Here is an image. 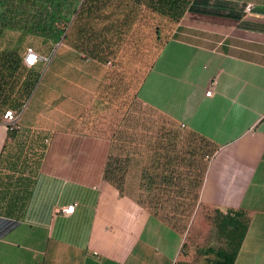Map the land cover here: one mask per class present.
<instances>
[{
  "label": "crops",
  "instance_id": "crops-1",
  "mask_svg": "<svg viewBox=\"0 0 264 264\" xmlns=\"http://www.w3.org/2000/svg\"><path fill=\"white\" fill-rule=\"evenodd\" d=\"M179 25L138 98L171 119L182 145L125 152L123 172L138 155L140 191L170 195L155 202L187 191L200 209L241 213L234 264H264V0H195ZM20 142L0 121V264H213L210 246L186 247L149 198L102 179L104 154L51 145L36 156Z\"/></svg>",
  "mask_w": 264,
  "mask_h": 264
},
{
  "label": "rangeland",
  "instance_id": "rangeland-1",
  "mask_svg": "<svg viewBox=\"0 0 264 264\" xmlns=\"http://www.w3.org/2000/svg\"><path fill=\"white\" fill-rule=\"evenodd\" d=\"M45 2L47 19L60 22L56 25L64 32L58 42L52 37L20 31L0 35V51L15 50L22 56L25 48L31 46L41 55L33 67L39 77L29 97L15 108L0 107L3 123L5 110L15 109L20 116L18 127L7 130V134L21 137L20 150L36 156L51 145L52 150L68 155L85 149L104 154L102 179L123 191L125 188L138 199L140 195L144 200L149 198V205L153 203L155 209L173 219L185 236L186 247H227L225 237L217 229L222 212L200 209L192 192L187 200V191L180 192L176 202H155L156 197L168 199L170 195L150 189L140 191L138 155L126 174L123 172L125 152L161 149L163 141L169 150L182 145L183 133L171 119L138 98L139 85L163 42L176 36L181 28L178 21L162 17L145 5L132 7L118 0H97L92 10L73 24L74 12L83 0ZM132 9L137 15L134 21L126 17ZM115 25L120 29L119 35L115 34ZM66 33L68 37L64 39ZM23 68L22 78L29 69ZM75 136L82 139L74 143ZM199 149L202 148L197 144L196 150ZM114 163L116 171L111 168ZM199 220H203L201 225Z\"/></svg>",
  "mask_w": 264,
  "mask_h": 264
},
{
  "label": "trees",
  "instance_id": "trees-1",
  "mask_svg": "<svg viewBox=\"0 0 264 264\" xmlns=\"http://www.w3.org/2000/svg\"><path fill=\"white\" fill-rule=\"evenodd\" d=\"M194 1L118 0L126 6L145 5L152 11L159 12L162 17L178 21V24L185 17ZM95 4H97V0H83L78 10L74 12L76 15L73 24L84 13L90 12ZM46 8L45 0H0V35L6 31H20V33L52 37L55 42H58L60 35L64 32L57 26L60 22L54 23L53 20L49 21L47 19ZM126 17L134 21L137 17L136 11L132 9L126 14ZM115 27V34L119 35L120 29L117 25ZM156 32L158 33V30ZM67 37L68 34L66 33L64 39ZM166 42L167 40L163 42L161 49ZM91 55H93V52ZM23 66L27 67L23 62V55L20 56L15 50L3 49L0 51V107L15 108L29 97L39 74L33 69L34 65L27 67L29 69L22 78ZM217 229L225 237L227 247L218 249L210 247L206 252L212 254L213 264H234L247 231V223L242 218L241 213L227 212L221 215L217 223Z\"/></svg>",
  "mask_w": 264,
  "mask_h": 264
},
{
  "label": "built area",
  "instance_id": "built-area-1",
  "mask_svg": "<svg viewBox=\"0 0 264 264\" xmlns=\"http://www.w3.org/2000/svg\"><path fill=\"white\" fill-rule=\"evenodd\" d=\"M244 8L247 13H250L253 8V4L246 3ZM40 58L41 56L35 50V48L31 46H28L25 48V51L23 54V62L27 67L36 65L38 61L40 60ZM214 88H215V80L212 79L211 81H209L206 87L205 95L210 96ZM19 117H20L19 113L16 110H12V109L5 110L3 114V119H4L3 124H4L5 129L12 130V129L17 128ZM74 207H75V204H70L65 207L59 208L58 211L61 212L62 214L68 215V214L73 213Z\"/></svg>",
  "mask_w": 264,
  "mask_h": 264
}]
</instances>
